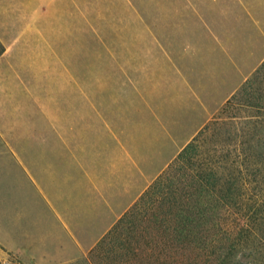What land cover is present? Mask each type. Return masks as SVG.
Segmentation results:
<instances>
[{
    "label": "rangeland",
    "instance_id": "obj_1",
    "mask_svg": "<svg viewBox=\"0 0 264 264\" xmlns=\"http://www.w3.org/2000/svg\"><path fill=\"white\" fill-rule=\"evenodd\" d=\"M249 10L264 32V0H0L1 31L12 40L24 30L27 49L24 84L3 77L1 97L14 107L0 109V133L13 137L8 147L45 150L30 160L44 162L35 171L55 190L86 250L66 264H88L87 249L106 219L103 205L93 210L85 171L118 202L139 186L132 156L160 167L177 148L166 125L185 135L217 115L264 51ZM69 149L77 151L72 161ZM50 218L44 215L47 229ZM0 260L25 264L4 253Z\"/></svg>",
    "mask_w": 264,
    "mask_h": 264
},
{
    "label": "trees",
    "instance_id": "obj_2",
    "mask_svg": "<svg viewBox=\"0 0 264 264\" xmlns=\"http://www.w3.org/2000/svg\"><path fill=\"white\" fill-rule=\"evenodd\" d=\"M219 107L185 135L165 126L177 148L88 264H264V51Z\"/></svg>",
    "mask_w": 264,
    "mask_h": 264
},
{
    "label": "crops",
    "instance_id": "obj_3",
    "mask_svg": "<svg viewBox=\"0 0 264 264\" xmlns=\"http://www.w3.org/2000/svg\"><path fill=\"white\" fill-rule=\"evenodd\" d=\"M250 10L249 23L251 26L258 25V33L255 37L264 36L262 19ZM23 35L24 30L20 31L14 39L7 40L0 29V40L4 45V50L0 54L1 110L14 107L1 97V94L6 92L4 75L12 76L13 82L15 81L18 85L24 84L21 65L26 48L22 45ZM262 43H264V38ZM252 64L250 68L254 66ZM2 122L0 116V124ZM0 141H2L0 147V258H3L4 253L18 257L25 264H66L76 260L86 250L82 241L78 239L75 227V231L72 229L71 216L56 204L59 202L56 200L57 195H55V190L47 189L45 176L35 171V167H38V170L44 169V162L39 159L37 162L41 161V164L36 166L34 160H30L31 156L38 158L45 156V150L19 149L15 148L12 143L8 147L4 142H12L13 137L2 133H0ZM118 141L120 142L119 139ZM67 151L70 161H72V153H75V158L78 156L77 151L69 149L65 152ZM75 160L77 162V159ZM143 164L140 158L132 156V166L138 174L139 186L133 193L126 194L118 202H112L98 187L96 174L85 171L93 192V210L95 209L94 203L103 205L106 214L104 225L100 226L98 234L94 232L95 236L92 235L95 238L91 240L88 251L94 246L96 239L103 234L104 229L108 228L131 200L150 185L156 177L158 166L151 168ZM73 175L76 178L77 175ZM72 195L77 197V191L69 190V197ZM68 204L71 205V200ZM46 213L51 217L48 229L44 219Z\"/></svg>",
    "mask_w": 264,
    "mask_h": 264
}]
</instances>
